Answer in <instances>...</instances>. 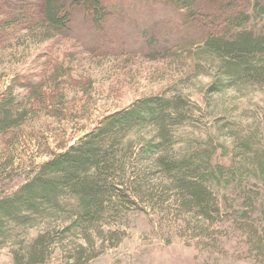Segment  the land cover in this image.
Here are the masks:
<instances>
[{"label":"rangeland","instance_id":"obj_1","mask_svg":"<svg viewBox=\"0 0 264 264\" xmlns=\"http://www.w3.org/2000/svg\"><path fill=\"white\" fill-rule=\"evenodd\" d=\"M43 1L0 0V103L17 102L12 123L0 131V201L108 116L150 99L178 103L181 114L164 130L145 120L116 139L115 169L106 172L115 205L97 222L74 226L73 196L19 223L5 220L0 264H14L41 235L43 261L35 264H264V175L238 149V138L253 137L264 150V74L252 83L228 79L226 59L197 41L205 23L218 34L228 22L222 17L214 26L199 11L188 15L179 38L190 34L192 44L151 60L134 50L137 37L148 27H177L174 6L162 12L159 0L126 1L128 14L110 11L104 30L75 17L65 36L42 19ZM257 16L248 29L264 27ZM149 143L154 149L145 154ZM208 148L212 166L240 173L233 181L223 170L222 184L208 182L218 211L207 219L184 203L156 160ZM116 188L122 192L113 197Z\"/></svg>","mask_w":264,"mask_h":264},{"label":"trees","instance_id":"obj_2","mask_svg":"<svg viewBox=\"0 0 264 264\" xmlns=\"http://www.w3.org/2000/svg\"><path fill=\"white\" fill-rule=\"evenodd\" d=\"M126 1L135 0H66L64 3L62 0H44L42 19L48 22L50 28L65 36H70L74 32L71 25L75 17L88 23L91 30L99 32L104 30L108 13L111 15L110 11L117 9L128 14L125 10ZM144 1L151 2V0ZM158 5L162 6V12L168 11L167 6H174L178 11L176 16L180 24L177 27H168L164 24L159 25L161 28L158 26L146 28L137 37L140 44L133 47L135 51L155 60L168 57L176 46L182 49L188 47L192 44L189 43L190 34H184L187 38H179L181 21L199 11L203 18L209 17L214 26L222 17L228 22L226 31L218 34L211 32L212 28L207 31L205 28L207 23H205L198 28L197 38L203 49L226 59L223 64L228 79L252 83L258 82L263 76L264 27L257 31L256 26L249 29L248 26L258 17L257 15L264 20V0L255 3L231 0L226 5H222L221 2L216 4L214 0H159ZM157 27L159 29L156 31ZM158 31H161L160 35ZM103 35L98 36L97 40L103 41ZM97 40H94V47L99 48L100 44ZM178 106V103L150 99L130 110L106 117L98 127L85 134L77 143L55 154L33 170L27 181L11 198L0 201V232L4 230L5 220L19 223L25 218L23 216L30 212L57 208L60 200L67 196H73L77 201V220L74 226L83 227L85 224L97 222L98 216L104 213L106 205L109 207L115 205L111 195L112 187L108 183L109 175H106V172L115 169L110 151L116 139L145 120L156 121L164 130L166 123L170 122L173 116L180 117ZM16 108L17 102L13 98L2 100L0 131L12 123ZM167 110H174V113L167 115ZM163 138L165 140L166 137ZM254 141L253 137L238 138V149L245 157L246 163L251 164L253 171L262 172L264 175V150L261 149L262 146L255 145ZM153 149L154 146L149 143L145 154H150ZM211 152L213 150L210 148L193 153L180 152V157H161L156 160V167L171 180L178 195L185 200L184 203L197 209L198 213L207 219L218 211L208 182L215 181L222 184L223 170H225L223 176H228L233 181H236V175L240 173L239 170L228 173L230 169L212 166ZM116 189V195L113 197H118L117 193L122 192L119 188ZM133 190L135 196H140L139 189ZM44 240L45 235L39 236L28 249L27 254L14 257V264H35L43 261L42 251L45 247L41 246L45 244Z\"/></svg>","mask_w":264,"mask_h":264}]
</instances>
